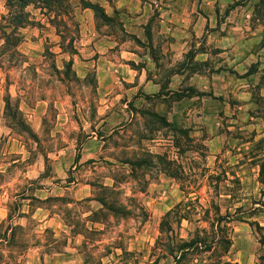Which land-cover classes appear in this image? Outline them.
Here are the masks:
<instances>
[{
	"label": "clouds",
	"instance_id": "1",
	"mask_svg": "<svg viewBox=\"0 0 264 264\" xmlns=\"http://www.w3.org/2000/svg\"><path fill=\"white\" fill-rule=\"evenodd\" d=\"M45 2L31 0L22 9L18 4L10 6L9 0H0V124L4 125V136L10 128L15 136L16 123L7 113L17 111L18 105L22 104V115L31 118L35 128L32 134L36 137L34 141L24 135L27 151L23 155L14 154L18 151L16 148L0 155V264H28L29 254L33 257L32 264H36L37 254L45 257V253L48 255L42 264H51L53 259H57V264H68L56 257L58 252L71 257L76 264H155L158 257H162L160 264H193V255L181 258L180 249L197 240L213 245L212 252L203 256V264H223L220 261L223 250L219 244L222 237L234 239L233 264L237 250L243 264H261L264 244L260 239L264 234L246 227L239 233L231 229L226 235L214 232L210 226L215 224L216 215L206 213L219 206L235 216L240 205L248 204L252 199L264 200L260 194L264 185L257 187L254 177L246 180L238 190L228 179L218 189L209 182L199 206L194 203L189 206L191 198L187 195L204 183L203 173L213 166L217 154L222 159L244 158L221 151L225 143L234 151H248L243 139H231L226 122L230 123L235 115L236 132L242 138L251 135L253 129L245 125L249 120V109L256 111L251 102V90L259 81L252 84L237 82L229 90L223 87L220 76L210 77V73H205L204 77L189 78L188 73L178 74L185 61L184 54L193 44L199 48L204 43L203 23L195 24L193 18H181L174 31L165 27L149 39L141 25L147 23L152 9L141 11L134 0H90L92 4L99 3L109 18H114L116 11L121 10L133 17L127 28H122L119 21L106 24L99 20L98 30L92 26L91 14L84 11L81 0H64L63 5L54 6L47 14L40 11ZM151 2L156 4L157 0ZM216 2L204 0L200 7L210 9ZM235 2L219 0L222 10ZM241 3L243 6L236 9L221 29L229 32L230 39L224 42L217 37V43L205 45L209 55L198 59L210 60L217 68L221 64L227 65L229 70L235 68L243 75L249 67L248 44L264 39V19H253L254 0H241ZM17 15H24L23 25L14 22ZM53 16L59 34L51 27L32 26L34 21L47 24ZM212 26L216 27L215 19H212ZM133 37L139 38L144 46H138ZM17 38H21L18 45L10 43ZM41 40L53 54L43 53ZM225 43L229 48L228 56L212 55L214 47H223ZM117 44L120 47L112 55L111 50ZM125 49L136 52L130 59L136 65L144 66L150 79H140L127 88L124 86L122 81L130 78L119 52ZM154 49L158 51L156 57L152 55ZM97 52L108 55L114 64L107 61L93 63L92 57ZM71 53H75L73 58L78 57L79 75L66 71ZM260 59L264 62V56ZM97 70L100 94L95 90ZM117 76L119 79H114ZM168 80L171 83L165 88L164 83ZM192 85L199 93L215 91L226 101L234 99L242 106L225 112L223 117L216 113L205 114L195 101L191 107L179 112L170 109L169 116L179 115L183 130L190 131L191 140L188 141L177 135L171 122L167 125L154 123L148 113L156 112L158 99L170 104L178 92ZM106 91L110 95L106 97L108 103L105 105L101 103V94ZM66 93L71 95V103L64 100L67 113L61 111L60 118L56 119L59 110L56 102L63 100ZM117 94L129 102L136 98L135 112L121 103ZM42 98L49 101V109L36 116L29 108ZM212 102L213 97L206 96L204 103ZM66 115L70 119H66ZM40 117L44 118V124L39 122ZM72 119H78L79 125L73 124ZM252 123L264 135V119ZM100 131L107 138L106 142L96 138L95 133ZM77 141L81 142L77 144ZM81 148L84 154L77 165L76 152ZM46 157L47 168L42 166ZM89 159L94 161L92 165L81 167ZM248 167L250 169V165ZM74 168L80 170L74 172L77 179L69 184L68 174ZM225 169L244 174L243 168L228 164ZM216 170L219 171L218 166ZM173 173L177 174L183 191L166 178ZM85 184L92 187H83ZM38 205L48 209L53 219L45 222V213L36 212ZM169 209L172 211L165 219L170 228L156 233V223L169 213ZM146 217L152 221L149 227L144 225ZM184 217L181 229L178 221ZM58 223L63 227H57ZM153 239L159 243L152 250L154 255H149ZM120 248L125 249L127 255H117Z\"/></svg>",
	"mask_w": 264,
	"mask_h": 264
},
{
	"label": "rangeland",
	"instance_id": "2",
	"mask_svg": "<svg viewBox=\"0 0 264 264\" xmlns=\"http://www.w3.org/2000/svg\"><path fill=\"white\" fill-rule=\"evenodd\" d=\"M86 2H90V0H84ZM137 3L138 7L141 11H145L149 8L152 9V14L149 16L147 23L141 25L142 28L145 30V35L149 39H153L157 33H159L160 29L167 27L169 31H174L175 26L178 24L181 18H193L195 24L203 23V27L205 30V36L202 38L204 43L201 44L199 48H196L193 44L190 51L185 53V61L179 67L178 74L183 75L184 73L189 74V78L196 76V77H204L205 73H210V77L220 76L222 77V85L225 89H232L237 82H245L248 84H252L255 81H259L256 84L255 88L251 90V102L256 106V111L253 112L251 109L248 111L249 120L246 122L247 127H251L252 133L247 138H242L239 132H236L234 125L237 123L236 116L232 117V121L230 123L226 122V131L228 135L231 137L233 141H240L243 139V143L248 146L247 153H244L243 149L239 151H234L232 148L227 146L225 143V147L221 149V151L226 152L229 156L240 157L243 156V159H233L229 160L228 157H224L223 159L220 157L219 154L215 157L214 164L212 167L207 169L203 173L204 183L200 185L199 189H194L189 191L187 195L191 198L189 201V206L193 203L196 206L200 205V201L203 200L204 195L207 193L208 184L209 182H213L215 185V189H218L220 184L225 180L228 179L230 183L233 185L234 189H239L241 185L244 184L246 180H251L254 177L255 185L257 187L264 185V135L261 134L260 131H257V128L253 126V121H258L260 119H264V95H261V92L264 91V62L260 59L261 56H264V45L263 39L259 42H251L248 44V52L246 53V58L249 59V67L248 71L245 72L243 75L237 72L235 68L229 70L227 65L221 64L219 68H217L210 60H199L198 57H207L209 55V48L205 45H211L217 43V37L221 41L227 42L230 39L229 32L227 30H221L225 21L231 17L237 8L243 6L241 0H236L234 4L229 5V7L225 9H221L219 0L216 3L211 5V8H201L200 4L204 2V0H157L156 4H153L151 0H134ZM81 4L85 12L91 14L90 22L94 28L97 30L99 26L97 25V21L103 20L106 24H113L116 21L121 23L122 28L130 27V21L133 19L131 14H129L126 10L116 11L114 18H109L106 16L104 8L97 3L101 8V11L95 12L92 8L86 6L82 0ZM159 5V6H157ZM35 7H39V5H34ZM27 7V6H26ZM42 13H51L52 11L47 8H40ZM211 13V15H210ZM67 13H65L66 15ZM167 14V20L165 19V15ZM173 14H176V19H173ZM137 19L139 18V14H137ZM261 18L264 19V0H254V16L253 19ZM56 19L53 16V19H49L47 24H44L41 21H34L32 22V26L36 28H46L51 27L54 30H57V34H59L56 24L53 22ZM212 19L216 21V27L212 26ZM212 31V32H210ZM194 35V33H192ZM209 35V36H208ZM174 41V37L171 38ZM135 43L143 47V42L137 38L133 37ZM21 42V38H19L18 44ZM12 43V41L10 42ZM35 43V39L33 40ZM73 44L75 41L72 42ZM17 44V45H18ZM41 49L44 54H53L51 53V49H49L43 40L40 41ZM120 45L117 44L116 48L111 50V54L115 55L117 49H119ZM229 54V48L227 43L224 44L223 47H214L212 49V55L218 57H225ZM136 55L134 50L125 49L119 52L120 59L122 61V65L127 68L128 72L127 75L130 78L128 81H122L124 86L127 88L130 85L134 86L138 83L140 79H150L147 73V69L144 66L136 65L134 60H131L130 57ZM152 55L156 57L158 55L157 50H153ZM75 53L69 54V60L71 61V68L69 69L68 66L66 67V71L68 73L77 72L76 63L77 58H73ZM128 57V59H126ZM229 59H234V57H229ZM96 61H107L108 64H114V61L109 58L108 55H101V53L97 52L92 57V62L95 63ZM87 62V61H86ZM67 65V64H66ZM79 75V72H77ZM114 79H119V76L115 77ZM63 82L61 81V84ZM171 81L168 80L164 83V87L167 88L170 85ZM95 84H96V91L100 94V74L97 70L95 76ZM110 95V92L106 91L101 94V103L107 104V96ZM119 96V94H117ZM212 96L213 102L209 104H205L204 100L206 96ZM147 99L151 100V97H146ZM121 103L126 104L129 109H132L134 112L136 110V98H133L132 102H129L127 98L124 96H119ZM64 100H67L71 103V95L65 94L63 100H57L56 107L59 109L56 112V119L60 118L61 111L67 113V109L64 106ZM179 101V102H178ZM195 101L200 107L203 108L205 114H212L216 113L219 116L223 117L225 112L231 111L233 109L240 108L241 102L229 99L225 100L223 95L213 91L208 94L199 93L196 90L195 85L189 86L183 92H178L174 98L171 99V103L164 101L163 99H158L155 108L156 114L161 116L167 124L171 122V127L177 130V135L180 137L186 138L188 141L191 140L190 131L185 132L181 125V118L179 115L176 116H169V110L174 109L177 112L182 111L186 107H191ZM5 107L8 108L9 104L7 98H5ZM49 109V101L47 99H40L36 102L34 107H30L29 111L36 116H39L40 112H47ZM24 112L23 105H18V110L13 112L9 111L7 114L8 116L16 123V131L15 136L12 135V129L10 128L9 133L7 136L3 135V128L4 125L0 124V155L9 151L13 148H16L18 151L14 154L16 155H23V152L27 151V144L24 141V135H27L29 139L36 140V137L32 134L35 130L34 124L31 121L29 116L22 115ZM136 114H143V113H136ZM151 116L154 123L166 125L162 120L155 118L153 115L154 113H148ZM66 119H70L67 117ZM39 122L41 124L45 123L43 117H40ZM73 124L79 125L80 121L78 119H72ZM30 129L32 131H30ZM178 129H182L183 132H179ZM95 131V130H94ZM235 133V135H233ZM97 139L103 138L104 142H106L107 138L103 137V131L95 133ZM83 138H81L82 140ZM216 138L213 137V140ZM207 138L205 137V141ZM81 141H77L79 144ZM179 147V145H176ZM22 149L23 151H19ZM61 153H63V149H60ZM84 150L81 148L80 151L76 152L79 156V159H76V164L80 165V162L83 158ZM211 159V157H208ZM47 157L42 166L47 168ZM94 161L89 159L85 162L84 166H91ZM125 166H128L127 162H124ZM225 164H228L229 167L235 166L237 169L243 168L244 174L241 175L238 171H228L225 169ZM250 165V169L248 167ZM140 165H136L139 167ZM219 168V171L216 168ZM80 168L71 169L69 172V180L68 183H73L77 177L74 175V172L79 171ZM165 178L162 176V179ZM170 182L175 184V187L183 191V186L178 183L177 174L173 173L166 177ZM83 187H92L91 184H85ZM214 189V190H215ZM261 196H264V189L261 190ZM233 199L235 197H232ZM51 199V198H49ZM101 203L104 201L101 199ZM107 206V205H106ZM179 206V205H178ZM171 213V209H169ZM36 212H44L45 216L43 220L48 222L53 219L52 214L49 213L48 209L37 206ZM165 213L160 221L155 225V232L159 233L163 230L161 228V222L166 217ZM216 215V222L215 224L211 225L210 227L213 231H220L226 235L227 230L231 229L233 232L239 233L242 227H246L250 230H254L257 233L264 234V200L252 199L248 204H242L240 207L237 208V215L233 216L230 211L221 210L219 206H214L212 212L206 213V215ZM35 215V213H33ZM185 217L178 221L179 226L181 229L184 227ZM91 222V221H90ZM97 223L99 221H96ZM206 223V221H205ZM152 224L150 218H145L144 225L145 227H149ZM57 227H63V224H57ZM170 228V224H169ZM158 240L153 239L151 240L150 247L148 249L149 255H154L153 249L157 247ZM260 243L264 244V235L261 236ZM197 246L189 249L188 251L184 252L181 255V258L187 257L190 254L193 255V264H203V256L205 253L212 252L213 245L207 243L206 241H199ZM219 244L223 250L222 255L220 256V261L223 264H233V247H234V239L224 237L221 238ZM131 248V244H130ZM134 251V250H133ZM171 251V250H170ZM111 254V252H109ZM175 256V253H172ZM48 254L45 253V257ZM56 257L60 261H66L68 264H76V261L73 260L71 257L65 256L62 253H56ZM117 255H127L125 249L120 248L117 250ZM241 253L239 250L236 251V259L235 264H243V261L239 259ZM45 257L40 256L37 254L35 257L36 264H42ZM79 258H77L78 260ZM162 257H158L155 260V264H160V260ZM261 264H264V255L260 257ZM33 257L29 254L28 264H32ZM51 264H57V259H53ZM83 264V262H81Z\"/></svg>",
	"mask_w": 264,
	"mask_h": 264
},
{
	"label": "trees",
	"instance_id": "3",
	"mask_svg": "<svg viewBox=\"0 0 264 264\" xmlns=\"http://www.w3.org/2000/svg\"><path fill=\"white\" fill-rule=\"evenodd\" d=\"M82 2H83L86 6L92 8L95 12L101 11V8H100L98 5H96V4H92L91 2H86V1H84V0H82ZM30 3H31V0H15V4H14V3H13V0H9V5H10V6H16V4H18V6H19L20 8H22V9L25 8L26 6H28ZM63 3H64V0H46V2H45V4H44L43 8H47V9H49V10L52 11V8H53L54 6H60V5H63ZM24 20H25L24 15H17V16L14 18V22H15L17 25H23ZM263 40H264V39H263ZM10 42H11V41H10ZM18 42H19V38L13 40V41H12V44L15 46V45L18 44ZM263 45H264V41H263ZM66 66H68V68L70 69V68H71V61H68V63H67ZM153 116H154L155 118L159 119V120H162V121H163L164 123H166V125H167V122H166L161 116H159L158 114L154 113ZM178 130H179V132H183L182 129H178ZM76 159H77V160L79 159V156H78V155H77ZM177 207H179V206H177ZM169 215H170V211H169V213L166 214V216H169ZM177 215L179 216V213H177ZM185 218H186V217H185ZM181 219H182V218H181ZM181 219H179V220H181ZM165 227H169V224L166 222V219L164 218V219L162 220V222H161V228L164 229ZM198 242H199V240H197V241H193L191 244H188V245H184V246H182V248L180 249V251H181V255H182L184 252L188 251L189 249L193 248L194 246H197V245H198V244H197Z\"/></svg>",
	"mask_w": 264,
	"mask_h": 264
},
{
	"label": "crops",
	"instance_id": "4",
	"mask_svg": "<svg viewBox=\"0 0 264 264\" xmlns=\"http://www.w3.org/2000/svg\"><path fill=\"white\" fill-rule=\"evenodd\" d=\"M220 29H222V28H220ZM210 32H212V31H210ZM209 36V35H208ZM179 102V101H178Z\"/></svg>",
	"mask_w": 264,
	"mask_h": 264
}]
</instances>
